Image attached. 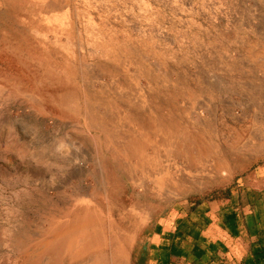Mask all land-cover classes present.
<instances>
[{"label":"rangeland","instance_id":"1","mask_svg":"<svg viewBox=\"0 0 264 264\" xmlns=\"http://www.w3.org/2000/svg\"><path fill=\"white\" fill-rule=\"evenodd\" d=\"M261 166L264 0H0V264L109 259L66 229L86 207L135 264L148 221Z\"/></svg>","mask_w":264,"mask_h":264},{"label":"crops","instance_id":"2","mask_svg":"<svg viewBox=\"0 0 264 264\" xmlns=\"http://www.w3.org/2000/svg\"><path fill=\"white\" fill-rule=\"evenodd\" d=\"M230 196L176 202L148 221L135 264H264V166Z\"/></svg>","mask_w":264,"mask_h":264},{"label":"bare ground","instance_id":"3","mask_svg":"<svg viewBox=\"0 0 264 264\" xmlns=\"http://www.w3.org/2000/svg\"><path fill=\"white\" fill-rule=\"evenodd\" d=\"M40 74V73H39ZM60 96V95H59ZM66 99V98H65ZM64 99V100H65ZM66 101V100H65ZM147 123V122H146ZM156 124H160V125H162V124H167V121H165V120H158V122H156ZM147 125H148V123H147ZM156 126V125H155ZM147 127V126H146ZM150 127H151V125H150ZM157 127V126H156ZM162 127H164L163 125H162ZM148 128V127H147ZM159 130V129H158ZM163 132L164 131H162V132H160V133H162L163 134ZM160 133H158V132H156L155 134H158V135H156V138H159L160 139ZM167 134H168V132H166ZM171 132L169 131V134L168 135H171L170 134ZM175 133V132H174ZM152 134V133H151ZM176 134V133H175ZM160 135V136H159ZM167 137V136H166ZM172 137V136H171ZM150 137L148 136V134L146 133H144V132H142L141 133V137H135V139L132 141V142H130L131 144H133L132 146L134 147V148H132V149H134V151L136 152V154L138 155V157L140 158V159H143V158H147V156H148V152H147V150L148 149H152V148H154V144H155V137H153V141L152 140H150L149 139ZM162 138V137H161ZM164 138V137H163ZM174 138H175V135H174ZM181 138V137H180ZM165 139V138H164ZM185 138L183 137V140H184ZM136 140V141H135ZM160 140H162V139H160ZM173 140V139H172ZM187 140V139H186ZM188 140H190V139H188ZM193 140V139H192ZM169 141V140H168ZM191 141V140H190ZM172 142H174V141H172ZM180 142V141H179ZM164 144V143H163ZM166 144V143H165ZM175 144V143H174ZM177 144V143H176ZM181 144V143H180ZM183 144V143H182ZM193 144V143H192ZM193 146V145H192ZM188 148V147H187ZM193 148V147H192ZM221 148V147H220ZM190 149V148H189ZM133 157H136L137 158V156L135 155V153L133 154ZM208 176V175H207ZM91 213H93L92 212V209H90V208H77L74 212H72V213H69V214H67L68 216H69V218H70V221H69V223H68V225L66 226V229L67 228H69V227H71V226H73L74 224H83V222H84V219H85V217H86V221H85V223H87L88 224V227H90L91 225H92V227H94L95 229H99V231H103V239H101L100 240V243L102 244V246H107V247H112L111 249H112V251H111V255H110V258L108 259L107 257V259L105 258V259H103V260H101V261H99L98 262V264H120L121 262H120V260L118 259V257L116 256H114V246H118L119 245V249H120V251L122 252V251H124L125 249L126 250H128L127 249V247L128 246H130V240H125V239H123L122 240V243H121V241H119V240H117V239H114V238H112L111 237V235L108 233V232H111V230H110V228H112V226L111 225H107L106 224V222L102 219V218H100V217H98V218H96V221L94 222L93 221V219H91ZM66 215V216H67ZM86 215H88V216H86ZM135 222V221H134ZM104 226H106V227H104ZM135 226V225H134ZM138 226V225H137ZM138 228V227H137ZM64 229V228H63ZM68 230V229H67ZM97 232V231H96ZM98 233V232H97ZM110 235V239H109V236ZM97 239H98V237H97ZM121 239V238H120ZM129 239V238H128ZM71 243H76V242H78L79 241V238H77L76 236L75 237H72V238H70V240H69ZM65 242H66V240H65ZM90 243V242H89ZM118 243V244H117ZM67 244V243H66ZM80 245V244H79ZM99 245V244H98ZM87 246V245H86ZM77 248V247H76ZM91 248H93V247H91ZM90 249V248H89ZM110 250V249H109ZM83 251H84V249H83ZM86 252V251H85ZM105 252V251H104ZM72 253V252H71ZM81 254H83L82 252H81ZM81 254H78L77 256H75V257H73L72 259H71V262H69L70 264H79L80 262H81V259H82V255ZM117 254H118V252H117ZM107 255V254H106ZM87 256V255H86ZM89 256V255H88ZM66 257H68V256H65V258Z\"/></svg>","mask_w":264,"mask_h":264},{"label":"trees","instance_id":"4","mask_svg":"<svg viewBox=\"0 0 264 264\" xmlns=\"http://www.w3.org/2000/svg\"><path fill=\"white\" fill-rule=\"evenodd\" d=\"M230 195H231L230 192L227 191V192L225 193V198H229V197H231Z\"/></svg>","mask_w":264,"mask_h":264}]
</instances>
